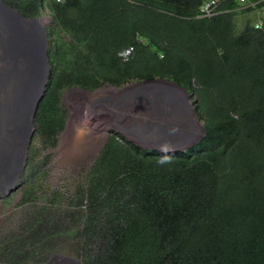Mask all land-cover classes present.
Instances as JSON below:
<instances>
[{
    "label": "trees",
    "instance_id": "1",
    "mask_svg": "<svg viewBox=\"0 0 264 264\" xmlns=\"http://www.w3.org/2000/svg\"><path fill=\"white\" fill-rule=\"evenodd\" d=\"M2 1L51 18L50 75L19 181L27 210L3 260L264 264V0H219L211 16L200 13L208 0ZM156 79L189 92L204 130L193 146L144 148L110 129L71 190H44L39 146L59 144L66 91Z\"/></svg>",
    "mask_w": 264,
    "mask_h": 264
},
{
    "label": "bare ground",
    "instance_id": "2",
    "mask_svg": "<svg viewBox=\"0 0 264 264\" xmlns=\"http://www.w3.org/2000/svg\"><path fill=\"white\" fill-rule=\"evenodd\" d=\"M49 73L48 34L41 19H26L0 0V196L17 188L25 169L34 135V117ZM116 89L117 97L103 100L110 106L118 109L146 106L130 113L140 117L134 126L137 131L130 126L122 127L126 137L144 148L161 151L185 150L194 145L192 135L201 122L190 108L186 89L165 79L145 80ZM117 115L120 121L125 116L121 112ZM158 117L164 118L161 125ZM149 139L154 148L148 147ZM77 140L67 154L73 162L88 146L83 138Z\"/></svg>",
    "mask_w": 264,
    "mask_h": 264
},
{
    "label": "rangeland",
    "instance_id": "3",
    "mask_svg": "<svg viewBox=\"0 0 264 264\" xmlns=\"http://www.w3.org/2000/svg\"><path fill=\"white\" fill-rule=\"evenodd\" d=\"M258 15L264 16V7L259 9ZM42 17L41 23L44 26L51 24V18L48 13L42 15ZM117 93L116 87L111 85H106L91 92L80 88H73L64 93V104L69 111V119L66 129L60 136L59 144L56 148L47 150L39 146L41 150L39 153L41 155L45 156L48 154L50 156V162L45 172L44 190L47 192L57 189L71 190L75 180L81 176L83 171L89 167L92 160L99 153L110 129H116L124 134L122 127L130 126L134 128L137 124V118L140 116L133 117L130 113L135 109L144 110L146 106L140 104L143 106H134L133 108L127 106L125 109H118L103 101L104 99L110 100L117 97ZM181 96L184 97V94L182 93ZM188 102L190 108L193 109L191 105L192 99L190 98ZM117 112L125 115L121 121ZM157 119L159 125H161L164 118L158 117ZM203 133V125L199 123L198 128L192 135L193 140L191 142L195 143L198 141ZM149 137L150 134L147 135V138ZM77 138H83L88 146L83 147L82 152L79 153V158L73 162L68 160L67 154L73 149L74 143L78 141ZM149 141L151 145L147 144L148 147L153 146L154 148L153 141L150 139ZM20 186L21 183L10 193H4L0 196V264H7L3 260L2 255L10 245V233L14 232L16 227H18L22 216L27 210L26 207L20 204L22 197ZM38 264H82V261L75 254L62 252L55 253L44 263Z\"/></svg>",
    "mask_w": 264,
    "mask_h": 264
},
{
    "label": "built area",
    "instance_id": "4",
    "mask_svg": "<svg viewBox=\"0 0 264 264\" xmlns=\"http://www.w3.org/2000/svg\"><path fill=\"white\" fill-rule=\"evenodd\" d=\"M57 1L63 2L64 0H57ZM236 1H238L239 3H242V4H246L248 2V0H236ZM218 5H219V0H208V1H206L200 9L201 15L202 16H211V15L216 14L218 12V10H217ZM133 51H134V47L130 46V47L126 48L121 53V55L125 60H128L131 57Z\"/></svg>",
    "mask_w": 264,
    "mask_h": 264
}]
</instances>
